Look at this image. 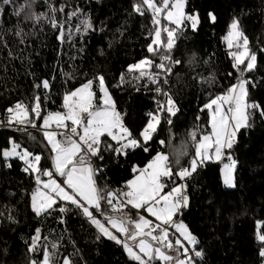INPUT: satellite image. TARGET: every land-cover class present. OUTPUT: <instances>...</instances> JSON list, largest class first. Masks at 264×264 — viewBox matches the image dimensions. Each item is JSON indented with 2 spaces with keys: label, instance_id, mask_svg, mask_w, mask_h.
I'll use <instances>...</instances> for the list:
<instances>
[{
  "label": "trees",
  "instance_id": "trees-1",
  "mask_svg": "<svg viewBox=\"0 0 264 264\" xmlns=\"http://www.w3.org/2000/svg\"><path fill=\"white\" fill-rule=\"evenodd\" d=\"M140 2L12 0L4 4L0 0V114H8L6 110L20 102L28 111V121H32L36 114L31 108L37 96L43 111H63L65 94L88 80H94L92 90L98 100L100 90L95 78L102 75L124 125L140 139L148 114L156 113L162 105V95L159 100L152 98L156 84L147 77L137 79V72H128V66L139 59L159 61V56L147 51L157 28L154 14L150 10L143 15L135 12L133 5ZM29 3L31 7L17 16L20 7ZM185 5L187 11L199 13L200 22L195 30L186 22L171 51L172 61L180 63L172 65L163 87L174 100L175 115L160 112L161 123L148 142V152L135 148L127 155H116L105 150L108 144L118 146L116 141L107 135L101 137L100 163L105 166V179L98 176L97 181L101 188L127 191L126 182L137 172L133 169L143 167L157 152L169 156L174 172L189 165L198 139L209 131V113L204 105L227 94L240 78L229 55L235 48L229 49L224 40L230 23L237 18L257 57L255 70L244 73V78L251 81L247 102L261 108L248 109V126L236 133L232 148H225L236 162L235 186L221 180L219 161L206 160L186 178L189 203L175 218L198 238L196 250L203 252L199 264H264L260 254L264 241L258 239L264 235V0H187ZM50 6L64 9L55 13V19L64 25L63 40L58 39L60 30L51 26ZM73 12L76 15L70 16ZM40 13L45 16L39 22L25 18ZM209 13L216 17L214 22ZM84 22L92 26L86 32ZM162 35L166 42V33L162 31ZM43 80L49 81L48 89L36 87ZM193 131L197 132L196 141L190 137ZM161 140L165 141L163 145ZM12 142L40 155L41 169H51L42 133L0 127V264H30L41 260L45 249L53 253L54 264H62L65 258L72 264H139L122 244L103 236L69 202L57 200L52 209L37 214L30 201L35 175L24 171V162L18 157L4 160L2 156ZM178 157L180 164L176 165ZM176 180L173 177L172 184ZM102 206L108 215L116 214L106 203ZM62 207L67 211L61 212ZM126 210L131 212L127 217H136L134 209ZM96 216L104 219L100 212ZM37 229L36 251L30 252Z\"/></svg>",
  "mask_w": 264,
  "mask_h": 264
},
{
  "label": "snow or ice",
  "instance_id": "snow-or-ice-1",
  "mask_svg": "<svg viewBox=\"0 0 264 264\" xmlns=\"http://www.w3.org/2000/svg\"><path fill=\"white\" fill-rule=\"evenodd\" d=\"M2 2L9 4L12 0H2ZM186 2L187 0H162V3L158 5L156 0H141L139 4L133 5V10L141 15L144 14L145 10L152 11L154 14L153 22L156 25L160 24V20L155 17L166 12L165 18L174 25V27L163 28V32L166 33V42H162V30L157 27L152 42L148 45V53L152 56H159L160 63L145 57L128 66L129 73H138L137 79L147 77L152 83L159 85L160 77L163 75L162 82L166 84V77L172 72V65L180 63L179 60L172 61L171 57V51L176 47L180 31L186 25V22H190L193 30L200 22L199 13L189 15L184 12ZM30 7L31 3L22 5L16 15L19 16L25 8ZM50 10L52 13L51 26L60 30L58 39L63 40L64 25L55 19V13L57 11L63 12L64 9L63 7L56 9L54 6H50ZM75 15L76 12L70 14V16ZM44 16V13H40L25 18L39 22ZM209 17L213 22L216 19L212 13H209ZM91 27V23H83L85 32ZM79 30L77 28V31ZM17 35H21V33L17 32ZM224 40L229 49L236 47V51H230L229 55L233 58V68L240 72V78H238L237 83L228 89L227 94L216 96L204 105V108L211 111L212 132L200 136V140L195 146V157L190 161L188 168L181 167L174 172L169 156L163 152H157L143 169H133L134 172L138 171L139 175L127 181V191H112L99 186L97 177L103 169L94 167L91 158L103 159L101 155V137L106 134L113 141H116L118 145L116 147L111 144L105 146V150H110L116 155H127L129 149L135 148H142L143 151L148 152V142L152 141L161 123L160 112L175 115L174 100L161 87L157 86L156 93L167 97V107L160 105L156 113L148 114L150 118L139 134L140 139H136L124 125L121 114L116 111L115 103L112 101L105 85V79L100 75L95 78V81L98 82L100 91L103 93L105 107L102 110H92L95 95L92 91L94 80H88L74 91L65 94L64 107L67 109V114L54 112L43 118L44 127H49L52 123H55L57 128L66 129L65 132L61 133L64 137L63 140H58L55 132L44 133L53 153V169H41L38 166L41 156L34 155L26 149L18 152L17 148L20 145L14 142L11 149L4 150L2 153L4 157H18L24 161L27 165L24 168L25 172H42L43 176L48 177L47 180H42L40 176H36L37 183L42 184L43 188L49 191L38 190L33 194V210L40 214L52 209L57 204V200L69 202L79 209L103 236L122 244L130 257L138 261L139 264H153V261L156 260L161 261L162 264H195L194 257L203 256L202 250H196L197 238L182 221L179 223L174 222V217L188 206L187 185L181 183L172 186L170 191L164 192L163 190L167 185L162 183V180H171L173 177H178L183 181L190 177L197 171L199 166L211 158L209 150L213 146H215L216 158L219 159L221 150L225 147L232 148L236 133L241 128L248 126V109L261 108L257 103L249 104L247 102L251 81L244 78V73L255 70L257 57L256 53L251 51L248 38L241 29L237 18H233L230 23ZM151 69H158L159 71L154 73ZM121 82H124L123 76ZM36 87L48 89L50 84L48 80H43ZM35 100L36 104L31 108V111L39 116V97L37 96ZM223 104L234 105V107L228 109L233 113L231 117L220 115L217 118ZM213 106H215L214 110ZM6 111L9 114V124L13 121L21 124L28 121V111L20 102L9 107ZM69 121L70 124L67 123ZM231 121H235V125L229 131ZM28 122L31 123V121ZM171 122L169 119L168 123L171 124ZM33 127H35V124H33ZM78 129L82 130V134ZM73 137H76V139ZM190 137L193 141H196L197 132H191ZM159 143L163 145L165 141L161 140ZM235 163V161H232L231 165H225V184L233 187L235 186L233 177ZM175 164H180L179 157L175 160ZM57 174L59 177H64V179L58 181ZM102 202L106 203L116 215H106L101 212ZM129 205L136 210L148 212L160 223L154 224L152 220L143 215L135 220L127 217L125 209ZM60 211L64 212L67 209L62 207ZM97 212L104 216L103 221L96 216ZM166 226L175 227L182 239L176 238L173 243L169 238V229ZM156 230H159V235L154 234ZM37 233H39V229H37ZM119 234H124L125 239H122ZM138 237L140 239L135 248L127 242L129 240L135 242ZM144 237H151V240L156 241L157 245L163 244L164 247L154 246ZM258 239L264 241V235H259ZM38 240L39 235L33 238L32 246L29 248L30 252L36 251ZM187 245L192 247L189 248ZM52 247L55 248L56 245H52ZM136 248H138V251L135 250ZM167 250H172L176 255L169 254ZM260 254L264 256V249L261 250ZM52 256L53 253L45 249L42 259L32 260L30 264H54ZM63 264H72V261L65 258Z\"/></svg>",
  "mask_w": 264,
  "mask_h": 264
},
{
  "label": "rangeland",
  "instance_id": "rangeland-1",
  "mask_svg": "<svg viewBox=\"0 0 264 264\" xmlns=\"http://www.w3.org/2000/svg\"><path fill=\"white\" fill-rule=\"evenodd\" d=\"M162 3V2H161ZM161 3H157L158 5L159 4H161ZM186 6V5H185ZM184 12L186 13V14H192V13H196V11H194V12H189V11H187L186 10V8H184ZM161 17L165 20L164 21V25H162V23H161V21H162V19H161ZM166 12L165 13H162V14H160V15H157L155 18L156 19H159L160 20V24L159 25H157V27H159V28H161V30L163 31V28H165V27H174V25H172L166 18ZM188 23V25L189 26H191V24H190V22H187ZM228 30H229V28H228ZM154 32L155 31H153V36H154ZM227 34V33H226ZM161 40H162V42H163V35L161 34ZM227 44V43H226ZM234 50L236 51V47L234 46ZM139 60H141V59H139ZM139 60H137L135 63H137ZM134 64V63H133ZM84 84V83H83ZM82 85V84H81ZM81 85H79V86H77V88L78 87H80ZM106 85V84H105ZM107 87V86H106ZM76 88H74V89H72V90H70V91H74ZM99 90H100V88H99ZM108 90V89H107ZM93 91V90H92ZM108 93H109V91H108ZM226 93H224V94H220L219 96H223V95H225ZM215 98V97H214ZM113 101V100H112ZM210 102V101H209ZM209 102H207V104L209 103ZM63 105H64V103H63ZM105 107V105L103 104V93L100 91V96H99V99L98 100H96V98H95V95H94V98H93V109L92 110H102L103 108ZM229 107H234V105H229V104H223L222 105V107H221V111H220V113H218L217 114V118H219V116L220 115H224L225 117H231L232 116V112H230V111H228V109H229ZM215 109V106H213V110ZM117 111V110H116ZM55 112H61V113H64V114H67V109L64 107V110L63 111H55ZM208 113H209V131H207L206 133H203L202 135H208V134H210L211 132H212V128H211V123H210V121H211V111L208 109V111H207ZM51 113H54V112H51ZM50 114V113H49ZM26 122H28V121H26ZM234 125H235V121H231L230 122V124H229V131H231L232 130V128L234 127ZM4 127H9V126H4ZM12 128H15V127H12ZM20 129H22V128H20ZM25 129V128H24ZM24 129H22V130H24ZM80 131H81V134H82V130L81 129H79ZM106 135V134H105ZM214 139V138H213ZM198 140H200V139H198ZM199 142V141H198ZM15 144H17L16 142H14ZM13 146V142H12V144H11V146L10 147H7V148H5L4 150H7V149H11V147ZM226 148V147H225ZM225 148H223L222 150H221V155H220V158L219 159H217L216 158V154H215V146H213V148L212 149H210L209 150V155H210V159L209 160H213V161H215V162H217V161H219L220 162V165H219V167H220V172H221V177H222V179L221 180H223V182H224V184H225V172H226V169H225V165H228V163L224 160V159H222V154H223V152H224V150H225ZM3 150V151H4ZM17 151L18 152H22V151H24V149H20V148H17ZM226 152V151H225ZM224 152V153H225ZM3 153V152H2ZM164 153V152H163ZM227 154V153H226ZM3 156V155H2ZM193 157H195V152H194V156ZM193 157L190 159V161L193 159ZM3 158H4V160H6V159H8L9 157H4L3 156ZM10 158H12V157H10ZM19 159V158H18ZM199 159V158H198ZM22 161V160H21ZM24 162V161H23ZM150 162V161H149ZM148 162V163H149ZM24 164H26L25 162H24ZM147 164H145L143 167H141V168H139V169H143L145 166H146ZM187 166V165H186ZM190 166V163H189V165L186 167V168H188ZM179 168L180 167H177V171L179 170ZM173 171H174V169H173ZM33 174H35V177L36 176H40L41 177V179L42 180H47L48 179V177H45V176H43L42 174H37V172H32ZM233 173H234V169H233ZM137 175H139V172L137 171L136 173H135V175L134 176H132L129 180H132V179H134V177H136ZM100 176V175H99ZM101 177V176H100ZM234 177V176H233ZM56 178L58 179V181H62V179H64V177H58V176H56ZM101 178H103V177H101ZM103 179H105V177L103 178ZM36 180V179H35ZM128 180V181H129ZM162 183H165L167 186L164 188V192H167V191H170V189H171V187L172 186H175V185H178L177 184V182H176V184H172V182H171V180H162ZM126 184H127V182H126ZM227 185V184H226ZM229 186V185H228ZM229 187H231V186H229ZM112 187H110V190H112V189H115V188H112ZM38 190H40V191H44V192H48L49 190L48 189H45V188H43V185L42 184H38L37 183V180H36V185H35V188L33 189V191H32V193H31V199H30V201H31V206H32V208H33V194L35 193V192H37ZM116 190V189H115ZM54 195V194H53ZM129 208H132V207H129ZM132 209H134V208H132ZM134 211H135V214H136V217L134 216V217H132L131 216V219H133V220H135V219H138L139 218V216L140 215H143V216H145L146 218H148L149 220H150V217H152L148 212H146V211H143V210H136V209H134ZM125 212L127 213V216L128 215H130L131 214V212L130 211H128V210H126L125 209ZM107 214V213H106ZM114 215H116V214H114ZM182 220L180 219V218H178V219H176L175 217H174V222L175 223H179V222H181ZM185 224V223H184ZM172 227V229L176 232L175 234H173V233H169V238L173 241V243H174V241H175V239L176 238H181L182 239V237H180V235H179V233L176 231V229H175V227H173V226H171ZM122 239H125V237H121ZM145 239H147L150 243H152L154 246H159V247H161L160 245H162L163 247H164V245L163 244H160V245H157V242L156 241H152L151 240V237H144ZM139 237L137 238V241H135V242H133V241H131V240H129V241H127V242H129V245L130 246H132V247H134L135 248V245L136 244H138V242H139ZM186 243V242H185ZM162 247V248H163ZM190 247H192L191 245H190ZM136 251H138V248H136L135 249ZM168 252H169V254H171V252H173L172 250H167ZM125 252L128 254V252L125 250ZM175 253V252H174ZM129 255V254H128ZM172 255H174V254H172ZM181 258H183V257H181ZM64 261V260H63ZM62 264H63V262H62Z\"/></svg>",
  "mask_w": 264,
  "mask_h": 264
},
{
  "label": "built area",
  "instance_id": "built-area-1",
  "mask_svg": "<svg viewBox=\"0 0 264 264\" xmlns=\"http://www.w3.org/2000/svg\"><path fill=\"white\" fill-rule=\"evenodd\" d=\"M156 63H160V59H159L158 62L156 61ZM151 71L155 73V72H158L159 70L158 69H151ZM163 79H164V77H163V75H161L159 85L156 84V86H154L155 88L153 89V95H152L153 100H159V97H160V95H158L156 93V91H155L156 88H157V86L161 87L164 90V87H163L164 83L162 82ZM164 99H165V96H162L161 103H165ZM39 112H40V115L34 117L33 120L31 121V123L25 122V123H22V124L21 123H16L15 121H13L11 124H9L8 123V117H9V115L8 114H4V115L0 114V127L9 126V128H11V127L22 128V129L26 128V129L36 130L37 132L38 131L50 130L49 132H55V133H57V136L61 140H63L64 137L61 135V133L65 132L66 129L57 128L56 125H52V124L49 127H44V119L43 118L46 117L47 114H49V111H43L41 108H39ZM33 124H35V127H33ZM73 138L76 139V137H73ZM224 152H225V150H224ZM224 152L222 154V159H224L228 163V165H231L232 161H234V160L232 159V157H229L228 154H226ZM91 163H92V165L94 167L101 168L103 170L105 169V166L100 163V159L98 157H92L91 158ZM181 167L186 168L187 166L186 165H182V166H180V168ZM103 173H104V171H102L99 175L104 178V174ZM185 180L182 181V180H180L177 177L176 182H177V184H181V183L186 184ZM112 191H117V190L112 189ZM186 194H187V188H186ZM128 207H131V206L129 205ZM150 220H152L154 224L155 223H160L159 221H156L154 217H150ZM166 227H168L169 233H173V234L176 233L172 229L171 226H166ZM154 234L159 235V230H156V232ZM197 241H198V238H197ZM187 246L189 248H191L190 245H187ZM198 258L199 257H194L195 264H199L197 262L198 261Z\"/></svg>",
  "mask_w": 264,
  "mask_h": 264
},
{
  "label": "crops",
  "instance_id": "crops-1",
  "mask_svg": "<svg viewBox=\"0 0 264 264\" xmlns=\"http://www.w3.org/2000/svg\"><path fill=\"white\" fill-rule=\"evenodd\" d=\"M167 101V100H166ZM165 101V102H166ZM162 105L164 106V107H167V103H162ZM49 114H47V116H48ZM67 123H69L70 124V121L69 122H67ZM52 125H55V123H52ZM26 129V128H25ZM50 130H45V131H38L39 133H42V135H43V139H44V141H45V145H47V147L49 148V153H50V151H51V146L48 144V141H47V139L45 138V135H44V133L45 132H49ZM78 131H80L79 129H78ZM37 132V131H36ZM56 138L58 139V140H61L58 136H56ZM18 145V144H17ZM21 149H24V148H21ZM26 149V148H25ZM24 149V150H25ZM27 150V149H26ZM30 152V151H29ZM37 155V154H36ZM52 155H53V153H52ZM156 155V153L155 154H153L152 155V157H151V159L149 160V161H151L152 160V158L154 157ZM10 158V157H9ZM8 158V159H9ZM50 158H51V155H50ZM50 158H49V160H50ZM7 160V159H6ZM51 169H53V161H52V158H51ZM148 161V162H149ZM148 164V163H147ZM27 165L26 164H23L21 167L22 168H25ZM47 169H50V168H47ZM37 174H38V172H37ZM35 175V174H34ZM56 176H58L59 177V175L57 174ZM233 176H234V174H233ZM63 180V179H62ZM36 185V184H35ZM105 213V212H104ZM106 214V213H105ZM108 215V214H107ZM110 215V214H109ZM103 221V220H102ZM37 235H39V233H36L35 234V237L37 236ZM120 235V234H119ZM121 235H123L122 237H124V234H121Z\"/></svg>",
  "mask_w": 264,
  "mask_h": 264
},
{
  "label": "water",
  "instance_id": "water-1",
  "mask_svg": "<svg viewBox=\"0 0 264 264\" xmlns=\"http://www.w3.org/2000/svg\"><path fill=\"white\" fill-rule=\"evenodd\" d=\"M50 155H51V158H52V152L50 151ZM51 158H50V160H51ZM235 165H236V163H235ZM101 212H103V206L101 207ZM104 213V212H103ZM105 214V213H104ZM107 215V214H106ZM129 243V242H128ZM174 255H176V253H174Z\"/></svg>",
  "mask_w": 264,
  "mask_h": 264
}]
</instances>
